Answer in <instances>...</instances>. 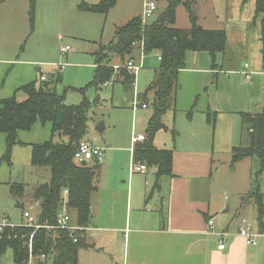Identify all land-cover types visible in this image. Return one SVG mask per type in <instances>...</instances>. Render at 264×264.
I'll return each mask as SVG.
<instances>
[{"label": "rangeland", "instance_id": "obj_1", "mask_svg": "<svg viewBox=\"0 0 264 264\" xmlns=\"http://www.w3.org/2000/svg\"><path fill=\"white\" fill-rule=\"evenodd\" d=\"M4 1L8 3V6L4 5ZM4 1L0 3V44L8 42L13 45L19 40L18 42L22 43L21 52L25 49L23 56H28L37 62L40 74L49 76L52 71L59 69L62 82L56 85V90L58 94L65 96V103L77 106L86 99L92 106L88 112L85 138L96 146L115 148V153L123 158L126 153L125 148L132 144L133 134L141 133L146 126L147 118L153 114V91H150L147 96V110L142 108L133 110L132 103L135 95L138 97L140 105L143 103L139 97L146 93L152 84L155 78L153 70L157 67L158 60L155 52L146 55V64H142V68L136 75L134 93L126 91L123 85L120 82H115L114 79L109 82L110 85L100 90L91 85L96 69L94 68L96 59L94 53L116 43L120 28L129 21L136 17L143 18L149 0H117L116 5L106 14L87 13L79 9V5L82 3L96 5L103 0H36L33 23L30 22L29 16L30 0ZM250 1H253L250 7L256 12L254 0ZM191 2L193 12L200 20L201 26L207 30H225L228 36L225 52L217 55L216 59L220 76L225 81L220 82V93L214 87L215 82L214 86L210 85V89L206 93L212 98L221 96L231 100V103L222 105L224 107L221 108L226 113L218 112L217 119L215 118V127L213 130L211 129L212 135H215V140L211 142L214 150L213 161L208 169L211 174L212 200L217 202L219 207L224 204L228 205L224 206L226 211L221 213L223 219L231 220L233 218V221L237 223L242 218H247L257 228L254 194L258 190L264 193V174L260 176L258 184H256L255 175L260 170L259 160L247 158L234 162L232 151L235 147H246L251 144L250 138L243 132V122L240 113H237L238 110L258 114L264 109V52L261 42L257 41L261 34V16L255 18V21L253 18V25L250 24L247 33H237V31L233 32L234 28H230L234 12L228 16V19L223 15L226 0H191ZM166 6L167 0H159L158 10L152 18L146 19L147 22L154 21ZM9 11L12 12V16H15L12 23L6 18ZM245 11H247L246 17H256L251 8H247ZM190 26L188 11L184 5H181L177 9L175 27L189 31ZM257 26L259 33L258 37H255ZM20 31H22L21 34ZM241 36L246 37L247 40L240 41ZM66 46H69L70 50L64 53L62 48ZM194 53L190 54L194 55ZM109 54L111 55V53ZM197 54L210 58L208 53H195V55ZM136 55L141 59V51ZM111 57L108 55L106 61L111 60L112 62ZM114 60H116L115 63H118V59ZM136 63L138 64V61ZM245 63H248L249 70L255 73L251 82L247 81L242 74ZM209 64L213 67L212 60ZM60 66H64V69H61ZM194 77H186L187 85L185 84L186 88L182 92L181 103L178 104L176 112L171 110L164 117V123L170 129H175L178 136L174 141L171 131L162 132L158 137L160 149H174L180 139L188 138L186 127L191 122L195 124L207 122L208 108L204 100L205 95L201 96V100L199 97L196 102H194L195 100L191 101L190 95L198 88L196 85L190 84L195 82ZM188 82H190L189 85ZM179 85L181 84L179 83ZM81 89H86L84 94L78 92ZM17 100L25 101L26 95L19 92ZM221 102L223 101L219 103ZM219 103L215 101V104H218L215 108H219ZM191 111V120L194 119L193 121H190L188 117ZM211 111H209L210 114L215 115L213 113L215 109ZM212 119L214 123V118ZM101 122L105 127L102 131H98L96 128ZM209 125L211 128L213 127L211 124ZM43 126L46 125L39 122L35 128L44 129L46 134L49 131L50 136V128ZM53 140L67 143L69 138L55 135ZM19 151L20 170H15L14 174L25 186L24 196L14 198L13 201L10 200L8 203L10 208L7 211L0 205V214H9L7 217L11 218L14 225L24 222V209L31 212L34 217H38L40 204L34 199V190L39 186L38 184L49 182L50 179H45L46 172L44 171H48V175L51 176L50 168L47 166L28 170L29 164L31 165V148L26 147ZM107 155H111L110 150ZM93 163L90 162V165ZM132 165L131 162V167ZM37 169H40L39 172ZM1 195L2 193H0V201L4 204L6 200ZM70 216L72 224L75 225L76 211L71 210ZM48 263L50 264L51 261ZM1 264H15L12 251L9 250L3 256Z\"/></svg>", "mask_w": 264, "mask_h": 264}, {"label": "crops", "instance_id": "obj_2", "mask_svg": "<svg viewBox=\"0 0 264 264\" xmlns=\"http://www.w3.org/2000/svg\"><path fill=\"white\" fill-rule=\"evenodd\" d=\"M155 1L158 4L159 0ZM251 2L253 1L226 0L223 15L228 19V16L234 12L232 21H230V28H234L233 32L247 33L250 24L253 25L255 17L245 16L247 8H251L254 12V9L250 7L252 6L250 4H253ZM4 3L5 6H8V3L5 1ZM246 6L248 7L246 8ZM11 14L12 12L9 11L6 18L12 23L15 16ZM21 33L22 31H20ZM258 33L257 26L255 37H258ZM245 40H247L246 37H240V41ZM18 41L13 45L8 42L0 44V101L14 96L17 98L20 87L34 82L41 75L47 77L45 74H40L38 64L34 59L23 56L25 49L21 52L22 43ZM257 41L261 42V34ZM190 53L188 52L186 55V69L179 74L181 85L176 108L181 103L182 92L186 88L185 84L187 85L186 77L195 76V82H188V85L190 83L192 86L198 87L197 91H193V94L190 95L191 101L195 100L194 102H196L197 97L198 100L199 97L201 100V96L205 95L204 100L208 108L206 116L210 114L209 111L215 109L213 113L217 119L218 112L226 113L221 108L224 107L222 105L231 103V100L221 96L212 98L206 93L210 89V85L214 86V82L216 91L220 93V82L225 79L220 76L218 65L213 68L209 64L211 57L195 55L196 52L194 55ZM136 54L139 53L136 52ZM155 54L158 64L153 70V74L160 64L158 52ZM136 56L138 63L142 61L143 65L146 64V55L142 60L138 55ZM245 64L242 74L244 71H250L255 75L253 71L249 70V64V67L245 69ZM96 67L97 60L95 59L94 68ZM58 70L56 71L59 72ZM56 71H52V73H56ZM215 101L223 102L219 103V108H215L218 105L215 104ZM145 109L147 110L148 106ZM237 113H240L241 116V113L245 112L238 110ZM150 118L151 115L147 118L146 126L139 134H146ZM193 120L190 119V121ZM38 123L29 132H19V138L25 146H16L13 149L10 164L1 161L6 151V135L0 133V193L6 200L4 204L0 201V205L6 211L10 208L9 201L14 199L11 186L16 183L23 184L19 180L20 178L14 174L15 170H20L19 149L27 147L32 150V145L43 144L52 139V125L48 123L43 126L50 128L51 135L49 136V131L46 134L44 129L35 128ZM188 126L186 127L188 138L180 139L174 147L173 176L162 177L158 185L155 168L147 166V170L143 172L131 171V162L133 163L134 156L132 144V147L129 144L125 148L127 155L124 153L121 158L115 153V148L99 147L85 138L93 146L104 151V158L101 162H96L99 163L95 179L98 190L91 198L93 218L89 227L82 234V239L87 247L79 252V264H264V228L260 231L257 221V228L256 226L255 228L261 233V238L257 246H248L245 239L238 235L242 220L247 218H242L237 223L233 221V218L231 220L223 219L221 213L226 211L224 210L226 204L219 207L218 203L212 200L211 174L208 169L213 161L214 150L211 142L215 140V135H212L211 129L213 130L215 125L211 128L208 122L199 124L191 122ZM162 132L155 138L157 148H160L158 137ZM109 150L111 155H107ZM35 168L39 167H34L31 163L28 170L31 171ZM37 170L39 172L40 169ZM44 172H46L45 179H51L48 171ZM26 211L28 210L24 209L23 213ZM7 215L9 214H0V222L6 218L11 221ZM210 219H214L217 223L215 228L217 232H226L227 234L224 238L226 243L224 250L218 249L220 239L211 233L208 226ZM224 221L225 224H223Z\"/></svg>", "mask_w": 264, "mask_h": 264}, {"label": "trees", "instance_id": "obj_3", "mask_svg": "<svg viewBox=\"0 0 264 264\" xmlns=\"http://www.w3.org/2000/svg\"><path fill=\"white\" fill-rule=\"evenodd\" d=\"M3 1L0 0V3ZM254 1L255 18L261 16V43L264 52V0ZM35 2L36 0H30L31 23L34 21ZM116 3L117 0H103L96 5L82 3L79 9L87 13L106 14ZM181 5L185 6L189 14L191 24L189 31L175 27L177 9ZM118 35L116 43L96 53L97 67L91 85L102 90L114 79L115 82H120L126 91L134 93L136 76L130 74L124 66L131 60L135 62L138 60L136 52L140 53L141 46L144 47L145 55L158 52L160 64L155 72V78L146 93L139 97L142 104L148 106V93L154 92L153 114L146 128V141L135 146L133 156L134 164H142L157 170L158 185L162 177L173 176L174 149L157 148L155 138L162 131H171L174 141L178 136L175 129H169L164 123V117L176 108L180 89L179 74L187 67L186 55L188 52H206L211 57L213 68H216L217 55L224 53L226 49L227 34L225 30H207L201 26L193 12L191 0H167V6L154 21L144 23L142 17H136L120 28ZM108 55L112 56V62L106 61ZM114 59H118V63H115ZM42 76L18 89V92L26 95L25 101L19 102L15 96L0 101V133L6 135V151L1 161L10 164L13 149L16 146H25L19 138V132L31 131L38 122L42 125L50 123L52 139L43 144L32 145V165L47 166L51 171L49 182L41 184L34 191V199L40 204L38 224L55 226L63 206V191L67 190L68 210L76 211L77 226L87 228L93 218L91 198L98 190L95 179L99 163L76 165L74 155L77 145L85 139L88 112L92 106L86 99L77 106L65 103V96L58 94L56 90V85L62 82L60 72L50 74L44 81L41 79ZM85 90L81 89L78 92L84 94ZM188 117L192 118V111ZM241 119L243 132L248 135L251 144L246 147H235L232 159L237 162L257 158L260 170L255 175V182L258 184L260 176L264 174V109L258 114L241 113ZM215 120V115L207 116V122L213 127ZM59 134L61 137H68V142H55L53 137ZM24 187V184H13L11 186L13 197L16 199L23 197ZM254 200L258 229L261 231L264 228V194L258 190L254 194ZM82 234L83 231H77L72 236L69 231L59 229L50 231L45 228L36 232L34 228L28 227L8 229L0 239V264L9 250L12 251L15 264H28L30 240L35 257L32 264L35 261L36 264H49L48 261H51L50 264H79V252L87 247ZM41 255H45V258L43 259Z\"/></svg>", "mask_w": 264, "mask_h": 264}, {"label": "built area", "instance_id": "obj_4", "mask_svg": "<svg viewBox=\"0 0 264 264\" xmlns=\"http://www.w3.org/2000/svg\"><path fill=\"white\" fill-rule=\"evenodd\" d=\"M158 10V4L155 0H149V3L146 5L144 13H143V22L147 23L146 19L152 18L155 12ZM70 50L69 47L62 48V52L67 53V51ZM145 53H144V47L141 46V60L143 59ZM160 56V55H159ZM142 62V61H141ZM142 63H136L135 61L131 60L125 65L124 67L129 71L130 74H134L135 76L137 75V72L142 68ZM61 69L64 68V66H60ZM249 67L248 64H245V69ZM117 68V67H116ZM243 75L248 81H251L253 78V73L250 71H244ZM41 79L44 81L46 79L45 76H42ZM110 85V83H107L105 86ZM138 108L145 109L147 108L146 104H141L138 102V97L136 95L133 98V103H132V109L136 110ZM146 141V135L144 134H138L134 133L132 137V144L133 147L137 144L143 143ZM133 148V149H134ZM104 158V151L101 148H97L93 146L92 143H90L87 140H82L80 143L77 145L75 155H74V161L76 165H83L84 163H90V162H101ZM147 167L144 165H137L134 164L131 167L132 172H139V171H146ZM68 197V191L64 190L63 191V206L58 214L57 221L55 226H49V225H40L38 224L37 217H34L31 212L26 211L23 213V219L24 222H22L19 225H14L9 219H3L0 222V239L4 236L6 231L8 229H16L19 227H28V228H34L35 232L41 228H45L48 230H64V231H69L71 235L77 231H84L87 228H81L77 226L76 224H72V219L70 216V210L67 208V199ZM208 226L211 229V233L219 237V250H224L226 248V243L224 241V238L227 236L226 232H217L215 228L217 227V223L215 222L214 219H210L208 221ZM238 235L241 236L242 238L245 239L246 244L248 246H257L258 241L261 238V233L256 231V228L252 224L251 221L248 219H243L241 222V225L239 227ZM33 236L31 237V239ZM75 242L77 241L76 239L74 240ZM29 249H30V256H29V263L32 264L34 260V254H33V246H32V240H30L29 244ZM41 257L44 259L45 255H41Z\"/></svg>", "mask_w": 264, "mask_h": 264}, {"label": "water", "instance_id": "obj_5", "mask_svg": "<svg viewBox=\"0 0 264 264\" xmlns=\"http://www.w3.org/2000/svg\"><path fill=\"white\" fill-rule=\"evenodd\" d=\"M49 91H52V89H49ZM105 125L103 122L99 123V125L97 126L96 130L98 131H102L104 129ZM61 136V134H59ZM87 163H84L83 166H86Z\"/></svg>", "mask_w": 264, "mask_h": 264}]
</instances>
